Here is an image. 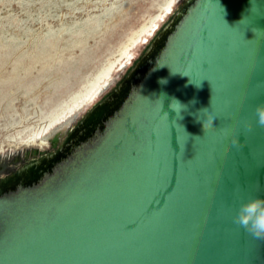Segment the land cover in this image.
<instances>
[{
	"label": "water",
	"instance_id": "95a60500",
	"mask_svg": "<svg viewBox=\"0 0 264 264\" xmlns=\"http://www.w3.org/2000/svg\"><path fill=\"white\" fill-rule=\"evenodd\" d=\"M259 2L186 0L57 149L0 180V264H264L234 219L264 196Z\"/></svg>",
	"mask_w": 264,
	"mask_h": 264
},
{
	"label": "rangeland",
	"instance_id": "374dc122",
	"mask_svg": "<svg viewBox=\"0 0 264 264\" xmlns=\"http://www.w3.org/2000/svg\"><path fill=\"white\" fill-rule=\"evenodd\" d=\"M185 2L0 0V180L57 149Z\"/></svg>",
	"mask_w": 264,
	"mask_h": 264
},
{
	"label": "clouds",
	"instance_id": "9594fccd",
	"mask_svg": "<svg viewBox=\"0 0 264 264\" xmlns=\"http://www.w3.org/2000/svg\"><path fill=\"white\" fill-rule=\"evenodd\" d=\"M252 4V11H256L258 5H261L259 0H252ZM259 86L264 87V81L260 82ZM170 106L176 111V114H180L181 110L185 107L184 104L175 98H173ZM204 109L210 113V121L222 118L220 116V110L215 108V106L211 105V110H209V108ZM255 113L256 123L264 126V101L256 105ZM196 137H199V135H196ZM234 219L236 223L245 227L254 236L264 238V196H257L240 204Z\"/></svg>",
	"mask_w": 264,
	"mask_h": 264
},
{
	"label": "bare ground",
	"instance_id": "6f19581e",
	"mask_svg": "<svg viewBox=\"0 0 264 264\" xmlns=\"http://www.w3.org/2000/svg\"><path fill=\"white\" fill-rule=\"evenodd\" d=\"M116 63H113L112 65H110L108 68H106L104 70V72L102 73V75H100V78L98 79V82L100 81H104L108 76H110L112 70L114 69ZM34 136V135H33ZM32 136V138H33ZM3 146V145H2Z\"/></svg>",
	"mask_w": 264,
	"mask_h": 264
},
{
	"label": "snow or ice",
	"instance_id": "6c2138e0",
	"mask_svg": "<svg viewBox=\"0 0 264 264\" xmlns=\"http://www.w3.org/2000/svg\"><path fill=\"white\" fill-rule=\"evenodd\" d=\"M168 11H171V9H168ZM161 19H163V17H161Z\"/></svg>",
	"mask_w": 264,
	"mask_h": 264
}]
</instances>
